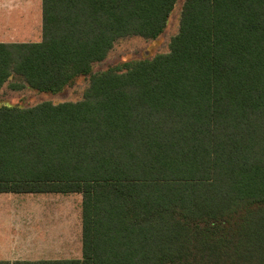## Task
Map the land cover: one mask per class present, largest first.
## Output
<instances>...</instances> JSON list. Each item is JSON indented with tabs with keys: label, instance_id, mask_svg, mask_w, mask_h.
I'll return each instance as SVG.
<instances>
[{
	"label": "trees",
	"instance_id": "trees-1",
	"mask_svg": "<svg viewBox=\"0 0 264 264\" xmlns=\"http://www.w3.org/2000/svg\"><path fill=\"white\" fill-rule=\"evenodd\" d=\"M176 1L41 0V40L0 43V90L89 79L0 107V193L80 194L81 257L0 264H264V0H184L167 53L92 73Z\"/></svg>",
	"mask_w": 264,
	"mask_h": 264
},
{
	"label": "rangeland",
	"instance_id": "rangeland-1",
	"mask_svg": "<svg viewBox=\"0 0 264 264\" xmlns=\"http://www.w3.org/2000/svg\"><path fill=\"white\" fill-rule=\"evenodd\" d=\"M183 1H176L166 27L157 39L147 40L129 36L116 40L105 59L93 64L92 73L102 72L110 66L124 62L151 59L158 54L167 53L170 39L177 34L179 29ZM36 8L41 13L40 0H37ZM38 22L40 23V15ZM40 40L41 25L34 24L32 30L25 35V42ZM88 83V78H79L72 88L65 89L58 94H46L28 88L18 79H12L0 90V107L26 108L41 102L53 104L77 102L82 99ZM20 220H23L22 224ZM80 222V194L0 193V246L2 247L0 252L4 253L0 258L6 259L4 255L9 257L14 252L18 253L20 243V251L26 255L20 258L15 256L17 259L35 261L80 258ZM20 228L22 231L19 233ZM24 236L25 238H22ZM22 239H25L23 241L26 244L24 250H22Z\"/></svg>",
	"mask_w": 264,
	"mask_h": 264
},
{
	"label": "crops",
	"instance_id": "crops-1",
	"mask_svg": "<svg viewBox=\"0 0 264 264\" xmlns=\"http://www.w3.org/2000/svg\"><path fill=\"white\" fill-rule=\"evenodd\" d=\"M36 3L37 0H0V43L25 42V35L32 30L33 25L34 24L41 25V13H39V10H37ZM39 15H40V23L38 22ZM47 194H58V193H47ZM72 194H77V193H72ZM63 195H67V194H63ZM20 223L22 224L23 220H20ZM80 227H81V222H80ZM20 231H22L21 228L19 230V233ZM18 237H20V234H18ZM22 238H25V236ZM23 240L25 241V239H22L23 242L22 250L25 249V245H26ZM80 240H81V234H80ZM20 247H21V243L19 244L18 253L14 252L11 255H9V257H6V255H4L6 259L0 258V262L11 263L15 261L18 262L26 261V260L17 259L20 258L21 256L26 255L24 252L20 251ZM0 248L2 247L0 246ZM3 254L4 253L0 252V256ZM15 256L18 257L15 258ZM38 260H62V259H38Z\"/></svg>",
	"mask_w": 264,
	"mask_h": 264
}]
</instances>
